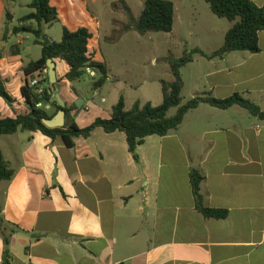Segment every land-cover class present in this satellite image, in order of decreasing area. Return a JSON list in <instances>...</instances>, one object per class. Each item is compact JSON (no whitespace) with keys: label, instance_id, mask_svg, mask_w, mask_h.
I'll return each mask as SVG.
<instances>
[{"label":"crops","instance_id":"obj_1","mask_svg":"<svg viewBox=\"0 0 264 264\" xmlns=\"http://www.w3.org/2000/svg\"><path fill=\"white\" fill-rule=\"evenodd\" d=\"M106 1L49 3L63 22L67 14L108 11ZM116 1L125 7L126 0L113 4ZM182 1L186 6L191 0ZM251 1L264 7V0ZM30 3L0 0V75L14 99L8 104L0 97L2 118L29 111L22 94L24 68L41 58L42 46L35 39L32 47H26V33L13 31L36 28L35 21H22ZM189 14L200 13L194 9ZM50 25L45 26V35L55 42L48 35ZM93 26L99 30L95 16ZM81 27L86 26L68 29ZM231 27L232 23L223 26L220 32L209 27L206 32L224 43ZM88 29L90 44L96 33ZM222 45L195 48L211 55ZM259 48L258 53L235 51L212 59L195 55L181 70L183 91L188 85L189 100L202 94L226 99L238 93L263 108L264 31L259 34ZM59 61H55L57 84L68 81L69 71L68 66L60 76ZM47 74L48 70L41 75ZM56 93L54 86L53 97L42 105L53 117ZM59 95L67 106L82 98L75 90ZM121 97L130 110L126 95L103 114L94 106L85 107L83 101L74 112L77 125L85 128L97 119L110 118ZM154 100L137 99L134 104L159 106L162 93ZM74 142L69 148L62 138L53 141L41 132L23 130L0 136V150L15 172L10 181L0 180L2 215L16 230H6L11 233V264H264V120L239 106L222 110L201 104L186 114L176 131L147 137L137 149L139 161L129 152L124 132L97 128L91 137ZM195 170L204 176L205 206L227 211L226 218H207L198 209L191 179ZM3 252L0 231V264H4Z\"/></svg>","mask_w":264,"mask_h":264},{"label":"trees","instance_id":"obj_2","mask_svg":"<svg viewBox=\"0 0 264 264\" xmlns=\"http://www.w3.org/2000/svg\"><path fill=\"white\" fill-rule=\"evenodd\" d=\"M212 13L220 19H226L232 23V27L225 35L224 43L221 48L211 55L205 54L199 48H194L186 52L179 60H171L170 65L174 80L167 82L161 80L163 102L159 106L152 105L151 102L142 104L135 102L132 109H125L124 97H121L116 105L113 106L111 116L108 119H97L91 125L80 128L75 121V111L79 108L76 104L66 107V123L63 127L48 128L44 125V119H51L42 107L37 104L48 103L53 97V87L49 76L44 80L47 84L46 92L38 96L29 86L31 79L36 74H41L48 70L47 61L52 59L64 61L69 66V71L65 78L69 82L80 81L86 74L87 69H91L100 77L93 83V89H100L109 77L108 69L105 64L95 62L89 54V41L92 33L86 27H81L71 31L63 27L61 41H47L45 26L59 23V15L56 8L52 7L49 0H31L29 8L32 13L25 16L22 21H35L36 28L26 26L14 29V33H31L35 36L36 42L42 46V56L37 61L30 62L25 68V84L22 88L23 98L29 111L18 115L16 118H2L0 113V136L12 135L19 130L29 132H41L53 139L62 138L66 146H75L74 140L79 137L89 138L97 128H102L107 133L124 132L127 136L129 152L136 161H139L137 149L149 136H166L176 131L182 124L186 114L196 109L201 104H208L212 107L227 110L233 106H239L247 110L252 116L264 120V107H260L251 99L242 94H234L226 99H217L210 94H202L184 102L183 89L184 80L181 70L191 63L194 56L200 54L209 59L224 57L226 54L235 51H247L249 53L259 52V34L264 31V7H259L251 0H204ZM133 28L144 35L149 32L171 33L175 23V5L169 0H145L143 9L138 20L132 18ZM6 36H4V39ZM2 53L0 52V60ZM0 97L8 104H12L14 99L8 93L5 82L0 75ZM56 112L60 110L57 100H55ZM176 108L177 112L169 116V112ZM15 172L5 160L0 150V180L10 181ZM193 192L197 201L198 209L207 218L224 219L227 217L225 210H213L205 206L204 197L201 194V183L204 176L199 171H194L191 175ZM2 229L4 231H2ZM13 233L16 230L5 221L2 215L0 204V231L4 241L3 263L11 264L12 254L10 251L11 233L6 234V230Z\"/></svg>","mask_w":264,"mask_h":264},{"label":"rangeland","instance_id":"obj_3","mask_svg":"<svg viewBox=\"0 0 264 264\" xmlns=\"http://www.w3.org/2000/svg\"><path fill=\"white\" fill-rule=\"evenodd\" d=\"M144 1L126 0V5L123 7L122 3L116 1L113 4V0H107L104 6L108 11H97L95 14H67L63 22L50 25L48 35L55 42L61 40L63 27L92 28L96 34L89 44V53L96 61L107 64L111 78L102 88L95 91L93 83L100 76L96 74L95 77H91L87 73L80 81L56 83V94L67 96L75 90L82 97L76 100L75 104L83 100L85 107L94 106L96 112L100 114H103L121 95H126L129 109L133 107L137 99L155 101L158 94L162 93L160 81L172 82L174 80L171 60L181 59L186 52H190L197 45L215 49L223 44V40L217 37L209 38L206 30L214 27L217 32H220L223 26H231L228 20L215 16L209 4L204 0H191L186 6L182 0H169L175 5L173 31L171 33L149 32L142 35L130 27L132 18L138 20L140 17ZM191 4H193L192 8L189 7ZM113 6H118L119 9L116 7L114 11ZM194 9L200 14L191 16L189 12ZM32 12V9L26 8L22 14ZM92 16H95L99 23V30L93 26ZM15 25L18 26L19 23L16 22ZM23 35L27 41L26 47H32L35 36L27 33ZM67 70L68 65L59 61L60 76ZM187 72L184 71L185 76H188ZM189 93L187 85L182 93L185 98L184 102L189 100V95H191ZM105 99L106 102H104ZM176 112V108L172 109L169 116L175 115Z\"/></svg>","mask_w":264,"mask_h":264},{"label":"water","instance_id":"obj_4","mask_svg":"<svg viewBox=\"0 0 264 264\" xmlns=\"http://www.w3.org/2000/svg\"><path fill=\"white\" fill-rule=\"evenodd\" d=\"M47 67H48V76L50 79L51 84H56L57 82V74H56V63L52 59H48L47 61ZM56 100L58 102V105L60 106V110L58 113L51 119H44L43 123L48 128H59L63 127L66 123V103L61 98L59 94L56 95ZM83 100H79V102L76 104L78 108L82 107Z\"/></svg>","mask_w":264,"mask_h":264},{"label":"built area","instance_id":"obj_5","mask_svg":"<svg viewBox=\"0 0 264 264\" xmlns=\"http://www.w3.org/2000/svg\"><path fill=\"white\" fill-rule=\"evenodd\" d=\"M45 73H47V70H44ZM87 73L90 74V76H95V72L91 69H87ZM42 74V73H41ZM41 74H38L36 77L30 80L29 86L33 90L35 94L38 96L43 95L47 90V84L44 82L45 77ZM37 107H42V104H37Z\"/></svg>","mask_w":264,"mask_h":264}]
</instances>
